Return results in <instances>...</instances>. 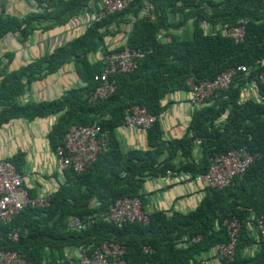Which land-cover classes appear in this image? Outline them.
I'll return each mask as SVG.
<instances>
[{
  "label": "trees",
  "instance_id": "16d2710c",
  "mask_svg": "<svg viewBox=\"0 0 264 264\" xmlns=\"http://www.w3.org/2000/svg\"><path fill=\"white\" fill-rule=\"evenodd\" d=\"M32 1L36 9L23 16L10 14L7 3L0 2V39L18 35L26 41L37 30L65 27L81 18L93 0ZM239 19L247 20L246 33L236 42L224 29ZM123 29L129 46L145 55L135 71L116 75L117 88L109 98L92 102L89 94L104 58L92 61L91 56L98 51L106 55L111 48L107 38ZM14 59L11 51L0 57V129L19 118L56 116L48 133L54 151L71 125L97 123L107 132L108 149L86 171L62 170L64 179L46 205L29 203L10 222L0 221V250L17 251L30 264H80L78 255L108 240L125 247V264H212L209 251L229 240L223 221L237 217L242 229L236 255L219 264H264L257 228L264 213V83L259 80L264 72V0H133L123 10L89 21L74 37L27 64L12 68ZM69 63L79 76L77 85L56 99L22 100L34 82ZM239 65L247 71H239L228 88L216 90L194 109L182 137H165L162 116L169 96L188 92L190 80L211 81ZM252 80L258 81L257 95L249 86ZM133 105L146 107L158 119L145 130V147L125 148L118 129ZM241 148L261 156L230 186L202 188L203 197L188 210H148L145 186L150 179L186 174L185 181H195L208 172L213 158ZM9 160L24 173L25 152ZM29 194L37 197L35 189ZM136 196L149 212L148 223L120 226L103 216L117 199ZM90 216L94 223L72 225L73 217L84 221ZM14 231L18 240L9 236ZM145 245L153 251L146 253Z\"/></svg>",
  "mask_w": 264,
  "mask_h": 264
},
{
  "label": "built area",
  "instance_id": "2783aa9c",
  "mask_svg": "<svg viewBox=\"0 0 264 264\" xmlns=\"http://www.w3.org/2000/svg\"><path fill=\"white\" fill-rule=\"evenodd\" d=\"M132 1L101 0L98 9L91 15L90 21L104 18L111 13L123 10ZM149 9L150 7H147L142 15L146 12L148 13ZM246 22V19H239L237 25L224 29L225 35L233 38L236 42L243 41L246 33ZM203 23L207 28L208 24L206 21ZM160 37L164 38V35L161 34ZM165 39L169 41L171 37L166 36ZM127 41V33H124L123 38L117 44L111 46L110 51L105 55L103 69L99 73H96L94 77L97 85L89 94L92 102L109 98L115 92L117 88V74L130 73L138 68L140 60L145 55V51L139 48H131ZM117 46L120 47L115 48ZM239 71L246 72L247 66L239 65L237 68H231L222 72L214 80L203 81L199 84L190 80L189 85L191 88L188 91V98L192 108L196 109L202 106L206 98L216 90L228 88L233 77ZM259 80L264 83V72L259 75ZM249 86L255 95L259 94L257 80H252ZM157 119L158 117L150 113L146 107L133 105L127 110L124 124L121 127L145 132ZM107 149V132L103 131L99 124H73L62 143L53 152L60 170L72 168L76 172H83L88 170L98 155ZM260 156L261 153H251L245 148L231 150L228 153L213 158L208 172L197 176L196 180L206 186L225 188L230 186L233 179L243 174L255 159ZM176 176L180 180L188 177L186 174L185 176ZM25 180V175L19 172L16 165L9 158L0 156V221L4 223L10 222L29 203L36 206H44L49 202L51 197V193L49 192L31 198L29 189L25 186ZM103 216L120 226L129 222H149V212L144 209L142 199L138 196L117 199L110 204L108 213L103 214ZM94 221V216L86 217L84 221L73 217L72 225L81 228L86 223L91 224ZM223 224L228 230L229 240L216 245V247L209 251L208 257L214 256L213 259L217 260L224 258L233 260L236 255L242 222L239 218L232 217L225 219ZM257 228L264 242V213L257 220ZM9 236L13 240H18L19 233L17 231L10 232ZM144 251L150 253L153 251V248L145 245ZM125 252L124 246L107 240L94 249L85 251L78 256L80 257V264H125L126 260L123 258ZM65 254L67 259L73 260V255L68 249H65ZM0 264L30 263L20 256L17 251L0 250Z\"/></svg>",
  "mask_w": 264,
  "mask_h": 264
},
{
  "label": "crops",
  "instance_id": "0c3cea01",
  "mask_svg": "<svg viewBox=\"0 0 264 264\" xmlns=\"http://www.w3.org/2000/svg\"><path fill=\"white\" fill-rule=\"evenodd\" d=\"M7 3L10 14L23 16L36 8L32 0H0ZM101 0H93L85 14L79 19L72 20L65 27L52 31L37 30L29 39L21 41L18 35H9L0 39V57L8 52H14L15 59L12 68H18L45 52L52 50L58 44L74 37L90 17L98 9ZM125 29L115 38L108 37L110 46L117 44L124 36ZM105 54L101 51L91 56L92 61L101 60ZM79 76L73 63L65 65L59 72L51 74L33 83L31 90L23 97V101L52 100L60 97L64 91L79 83ZM188 92H177L169 96L170 101L162 116L165 137H182L191 121L194 109L190 105ZM56 121V116L37 118L32 121L23 118L12 120L0 129V156L10 158L19 151L26 154L23 174L26 177L25 186L35 189L40 196L45 192L52 193L63 181L64 173L58 167L57 159L48 141V133ZM119 139L125 148L145 147L146 133L125 128L118 129ZM185 176V174H182ZM206 187L195 181L180 180L174 177L150 179L145 186L148 210L172 208L188 210L193 208L203 197L202 188ZM78 255V254H77ZM219 264V260H211Z\"/></svg>",
  "mask_w": 264,
  "mask_h": 264
},
{
  "label": "rangeland",
  "instance_id": "374dc122",
  "mask_svg": "<svg viewBox=\"0 0 264 264\" xmlns=\"http://www.w3.org/2000/svg\"><path fill=\"white\" fill-rule=\"evenodd\" d=\"M72 251H74V249H72Z\"/></svg>",
  "mask_w": 264,
  "mask_h": 264
},
{
  "label": "clouds",
  "instance_id": "9594fccd",
  "mask_svg": "<svg viewBox=\"0 0 264 264\" xmlns=\"http://www.w3.org/2000/svg\"><path fill=\"white\" fill-rule=\"evenodd\" d=\"M241 221V220H240Z\"/></svg>",
  "mask_w": 264,
  "mask_h": 264
}]
</instances>
